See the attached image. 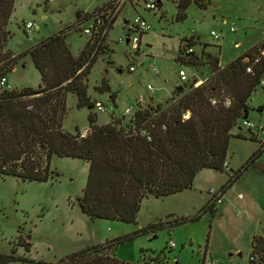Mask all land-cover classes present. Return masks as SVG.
<instances>
[{"label": "rangeland", "instance_id": "rangeland-1", "mask_svg": "<svg viewBox=\"0 0 264 264\" xmlns=\"http://www.w3.org/2000/svg\"><path fill=\"white\" fill-rule=\"evenodd\" d=\"M108 1L15 0L6 25V49L13 55L23 54L41 39L75 23L77 11L83 16L106 7ZM176 1L127 0L119 7L106 35L108 50L97 55L86 79L90 100L101 102L104 108H78L76 96L68 92L61 121L65 131L86 129L89 112L96 114L97 125L119 118L126 107L135 109L140 96L144 97L143 103L150 95L164 101L183 83L178 76L180 69L186 71L188 82L195 76L202 83L211 74V56L224 66L264 40V0H191L181 21L174 18ZM145 2L154 3L156 8L146 9ZM112 4L113 9L118 5ZM136 16L150 28L134 30L131 24ZM28 21L34 23L30 31L25 28ZM90 23L86 20L80 27ZM230 26H235V31ZM212 30L219 39L213 38ZM134 36L139 38L137 44L130 41ZM188 38L194 39V55L202 58L203 65L194 67L176 60L181 40ZM87 39L88 34L80 29H70L66 35L73 55L80 52ZM6 75L12 89L37 88L41 84L28 54L18 58ZM103 80L110 91L96 90ZM147 85L153 88L152 94ZM110 93H114V101ZM247 103L246 119L254 125V139L248 138L249 131L242 125L244 119H240L231 132H240L246 138L230 137L223 171L202 169L189 189L163 197H144L135 224L91 220L81 212L76 198L86 181L88 163L84 160L52 156L53 175L46 182L0 176V253L19 258L6 264H55L86 247L148 225L159 227L106 252L131 263L164 250L166 264H200L203 259L217 264H247L252 236H264V89L257 86ZM129 116L124 115L123 122ZM259 149L261 153L249 161ZM238 169L240 176L219 197L220 201L214 202L215 211L203 212L204 205L215 198L209 190L219 191ZM176 218L185 220L171 226ZM171 242L174 245L168 251L166 247Z\"/></svg>", "mask_w": 264, "mask_h": 264}, {"label": "trees", "instance_id": "trees-1", "mask_svg": "<svg viewBox=\"0 0 264 264\" xmlns=\"http://www.w3.org/2000/svg\"><path fill=\"white\" fill-rule=\"evenodd\" d=\"M14 2L0 0V76L6 75L18 58L28 54L39 72L41 84L37 88L0 89V176L46 182L53 175L52 156L84 160L88 163L86 181L76 198L81 212L91 220L135 224L144 197H163L189 189L202 169L223 171L230 137L246 138L240 132L232 134L231 131L248 113V99L261 86L264 54L260 49H264V40L224 66L219 65L217 57L211 56L213 60L210 57L208 61L211 74L204 82L199 83L195 76L190 82L182 81L166 100L157 102L149 98L137 104L125 122L122 115L97 125L96 114L89 112L87 132L82 135L81 130L70 133L62 128L65 97L70 92L76 96L78 108H95V102L87 94L86 79L97 55L108 50L106 35L115 15L103 13L112 11L110 5L115 0L83 16L77 11L75 23L41 39L19 55L6 49L9 37L6 25ZM190 3L191 0L176 1V21L185 18ZM96 17H100L99 23ZM86 20L93 23L91 33L80 52L73 55L66 41L67 32L70 29L84 32L80 25ZM194 43L193 38L181 40L178 62L194 67L203 65L202 58L194 55ZM96 90L110 91V87L103 80ZM110 99L114 101V93H110ZM248 131V138L254 139L252 129ZM261 151L256 150L249 161L253 162ZM240 173L238 169L228 178L217 190L218 197ZM216 198L204 205L203 212L215 211ZM184 220L176 218L171 226ZM158 227L148 225L86 247L55 264H166L164 250L132 263L106 252ZM250 245L247 264H264V236L253 235ZM166 248L171 251L172 246ZM18 259L12 254L0 253V264ZM200 264L217 263L203 259Z\"/></svg>", "mask_w": 264, "mask_h": 264}, {"label": "built area", "instance_id": "built-area-1", "mask_svg": "<svg viewBox=\"0 0 264 264\" xmlns=\"http://www.w3.org/2000/svg\"><path fill=\"white\" fill-rule=\"evenodd\" d=\"M125 1H127V0H115V2H117L118 5H117V7L114 8L112 11H109V13L112 14L111 16H113V15H115V13H117L119 7H120ZM144 6H145L146 9H150V10L156 8V5H155L154 3H149V2H145V5H144ZM96 18H97V20H96L97 23H99V22L101 21V20H100V17H96ZM33 26H34V23L31 22V21H28V22L25 24V28H26L27 31H30V30L32 29ZM131 26H132V28H133L134 30H140V31H146V30H148V29L150 28L149 24H147V22H146L143 18H141V17H139V16H136V17L133 19V22H132ZM92 27H93V23L91 22V23L89 24L88 27H85V28H84V30H83L84 33H86V34L89 35V34L91 33V29H92ZM235 29H236L235 26H230V30H231V31H235ZM210 34L213 36L214 39H219V36H218V34H217L215 31L212 30ZM138 40H139V38L136 37V36H134V37H132V38L130 39V41L135 42L136 44H137ZM188 51L191 52L192 49L189 48ZM260 52H261V54H264V49H260ZM131 69H133V68L130 67V70H131ZM247 71H250V68H249V67L247 68ZM155 72H156V70H155ZM178 76H179V79H180L181 82H182V81H185V80L188 79L187 73H186V71L183 70V69H180V70L178 71ZM260 85H261L262 88L264 89V76H263V78H262L261 81H260ZM11 88H12V87H11L9 81H8L7 75H2V76H0V89H7V90H10ZM147 89L149 90V92H150L151 94L153 93V88H152L150 85H147ZM143 100H144V97H143V96H140V97L137 99V104H141V103H143V102H142ZM94 106H95V108H96L97 110H103V108H104V106L102 105V103L99 102V101H96V102L94 103ZM135 107H136V106H135ZM135 107H134V108H135ZM133 110H134V109H133V107H131V106H130V107H126L125 110H124V115H130V113H132ZM243 119H244V118H243ZM242 125H243L244 127H246L247 129H253V128H254V125H253L249 120H247L246 118L243 120ZM261 130L264 131V128L261 127ZM86 132H87V130L84 129L83 131H81V134H82V135H85ZM209 193L211 194V196L217 197L216 200H215L216 202H219V201H220V198L218 197V196H219V192H218L217 190H215V189H210V190H209ZM173 245H174V244L171 242V244H170L169 246H172V247H173Z\"/></svg>", "mask_w": 264, "mask_h": 264}, {"label": "water", "instance_id": "water-1", "mask_svg": "<svg viewBox=\"0 0 264 264\" xmlns=\"http://www.w3.org/2000/svg\"><path fill=\"white\" fill-rule=\"evenodd\" d=\"M247 116H248V113L244 114V119L247 118Z\"/></svg>", "mask_w": 264, "mask_h": 264}, {"label": "crops", "instance_id": "crops-1", "mask_svg": "<svg viewBox=\"0 0 264 264\" xmlns=\"http://www.w3.org/2000/svg\"><path fill=\"white\" fill-rule=\"evenodd\" d=\"M149 98H153V99H154V96H153V95H152V96L150 95V97H149ZM154 100H155V99H154ZM155 101H156V100H155ZM157 102H159V101H157Z\"/></svg>", "mask_w": 264, "mask_h": 264}]
</instances>
